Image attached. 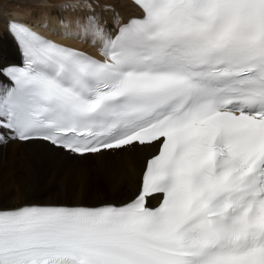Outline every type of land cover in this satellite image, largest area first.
Segmentation results:
<instances>
[{
	"label": "snow or ice",
	"instance_id": "snow-or-ice-1",
	"mask_svg": "<svg viewBox=\"0 0 264 264\" xmlns=\"http://www.w3.org/2000/svg\"><path fill=\"white\" fill-rule=\"evenodd\" d=\"M130 6L61 21L96 56L8 22L0 141L143 160L125 203L0 209V264H264V0Z\"/></svg>",
	"mask_w": 264,
	"mask_h": 264
},
{
	"label": "bare ground",
	"instance_id": "bare-ground-1",
	"mask_svg": "<svg viewBox=\"0 0 264 264\" xmlns=\"http://www.w3.org/2000/svg\"><path fill=\"white\" fill-rule=\"evenodd\" d=\"M41 1L0 0V66L18 58V50L6 30V21L10 18L37 23L51 37L58 35L60 39L57 40L65 39L68 44L81 47L79 39L62 35L65 28L57 15L62 16L69 30H75L77 18L83 21L87 15H95L100 23L114 29L112 26L116 25L114 17L117 14L123 20L134 13L128 0H82L92 4V12H76L69 7L63 12L61 9L57 11L56 4L66 0H48L54 2L47 5ZM106 5H112L108 15H104L100 8ZM88 44H91L90 38ZM2 78L0 76V81L6 84ZM88 160L93 163L86 160L82 165L74 155L41 141L20 143L8 139L0 144V209L28 203L66 204L69 201L79 205L93 201V198L98 202L110 198L123 202L137 190L143 160L141 154L121 152L120 156H115L103 152ZM106 186L111 188V192L126 190V194L109 195ZM42 195L45 201L40 200Z\"/></svg>",
	"mask_w": 264,
	"mask_h": 264
},
{
	"label": "rangeland",
	"instance_id": "rangeland-1",
	"mask_svg": "<svg viewBox=\"0 0 264 264\" xmlns=\"http://www.w3.org/2000/svg\"><path fill=\"white\" fill-rule=\"evenodd\" d=\"M42 2H43V3L45 2L44 4H46V2H48V0H46V1L43 0V1H41V3H42ZM51 2H54V1H49V3H51ZM78 2H79V1H78ZM78 2H66V1L64 2V1H61V2H59L60 4H59V3H58V5L56 4V8L58 9V10H57V9H56V10L59 11V8H60V9H64V8L66 7V5H70V6H72V5H76ZM33 5H34V4H33ZM46 5H47V4H46ZM58 6H59V7H58ZM82 6L88 8L86 3H83ZM67 7H68V6H67ZM67 7H66V8H67ZM88 9H89V8H88ZM103 10H105V9L103 8ZM60 11L63 12L64 10H60ZM32 13H33V12H32ZM101 24H102V23H101ZM112 27L114 28V25H113ZM13 61H15V59H14ZM10 62H12V60H11ZM10 62H9V63H10ZM116 158H117V157H116ZM117 159H119V158H117ZM87 161L90 162V163H93V162H91V161H89V160H87ZM126 187H127V186H126ZM126 187H125V188H126ZM107 190L109 191V195H117V196H120V195L126 194V190H123V191H121V192L115 193V192H111V188H109V187L106 186V191H107ZM43 198H44V195H42V198H40V200H42ZM92 200H93V201H89V202H86V203L83 202V204H98L100 201H101V202H110V201H115V202H117V199H112V198H110V199H103V200L100 199L99 202H98V201H94V200H95L94 198H93ZM42 201H45V200L43 199ZM97 202H98V203H97ZM101 202H100V203H101ZM120 202H122V201H120ZM28 204H29V203H28ZM58 204H62V203H61V202H58ZM66 204H73V203H70V202L68 201V203H66ZM74 205H78V204H74ZM79 205H81V204H79Z\"/></svg>",
	"mask_w": 264,
	"mask_h": 264
}]
</instances>
